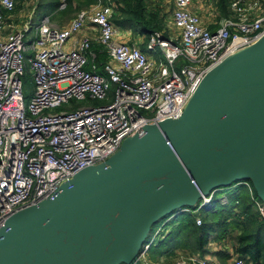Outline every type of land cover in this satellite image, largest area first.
I'll return each mask as SVG.
<instances>
[{
  "label": "built area",
  "instance_id": "built-area-1",
  "mask_svg": "<svg viewBox=\"0 0 264 264\" xmlns=\"http://www.w3.org/2000/svg\"><path fill=\"white\" fill-rule=\"evenodd\" d=\"M193 2L173 0L171 20L180 28L178 40L152 30L144 50L140 40L120 37L124 30L110 20L113 0L80 8L60 25L47 13L32 26L24 23L4 33L0 38V226L19 208L54 196L80 170L104 163L143 127L179 119L215 66L264 37V0H229L230 15L212 18L214 28L203 22L191 7ZM13 5L14 0H0V31L12 16ZM63 6L61 1L58 8ZM84 27L87 31L78 36ZM155 50L165 62L149 55ZM98 52L106 55L99 70ZM180 59L185 63L177 71L175 62ZM25 63L32 85L26 100L21 80ZM81 99L100 102L71 106ZM62 103L68 105L60 107ZM216 189L202 194L200 205ZM257 206L264 218V201ZM183 209L180 206L172 214ZM196 222H201L199 217ZM157 230L140 245L141 264H161L145 256ZM230 259L232 264H252L237 253ZM172 264L218 263L205 254L179 252Z\"/></svg>",
  "mask_w": 264,
  "mask_h": 264
},
{
  "label": "water",
  "instance_id": "water-1",
  "mask_svg": "<svg viewBox=\"0 0 264 264\" xmlns=\"http://www.w3.org/2000/svg\"><path fill=\"white\" fill-rule=\"evenodd\" d=\"M250 180L264 201V37L215 66L177 120L145 126L104 163L0 226V264H141L150 224Z\"/></svg>",
  "mask_w": 264,
  "mask_h": 264
},
{
  "label": "trees",
  "instance_id": "trees-1",
  "mask_svg": "<svg viewBox=\"0 0 264 264\" xmlns=\"http://www.w3.org/2000/svg\"><path fill=\"white\" fill-rule=\"evenodd\" d=\"M61 1L64 6L58 8ZM97 0H35L36 21L44 14L50 18H69L73 13ZM105 2V0H100ZM220 15H230L229 0H215ZM15 5H13L12 11ZM110 20L116 26L128 29L132 36L144 35L140 43L145 49V39L152 30L163 27L164 12L151 0H113ZM30 26H32L30 24ZM163 36H167L162 32ZM106 59L103 52L96 53V66ZM99 103V100H94ZM234 181L230 185L218 186L209 201L200 198L195 204L184 205V209L169 213L149 231L145 241L154 234L146 250L152 261L165 264L179 252L200 254L208 253V244L216 242L219 248L212 253L223 264L233 253L248 257L252 264H264V218L261 217L257 202L261 197L250 180ZM197 217L201 222L197 223ZM230 248V250H229ZM174 257V258H175Z\"/></svg>",
  "mask_w": 264,
  "mask_h": 264
},
{
  "label": "rangeland",
  "instance_id": "rangeland-1",
  "mask_svg": "<svg viewBox=\"0 0 264 264\" xmlns=\"http://www.w3.org/2000/svg\"><path fill=\"white\" fill-rule=\"evenodd\" d=\"M200 1L201 0H197L196 3H199ZM204 1H205V4L203 6L204 8L202 11L204 16H210L213 18H217L220 14H219V9L216 6V1L215 0H204ZM151 2L152 4H156L160 8L161 12H164L163 27L160 29V31L168 36L175 37V39L178 40L179 39L178 33H179L180 28L175 23L172 22L171 14H169V12H171V9H172V0H151ZM34 4H35V0H14L15 7L12 11V16L6 19L5 26L0 31V36L4 35V33L11 27L17 28L23 25L24 23L33 25L36 22V19L38 18V15L35 14ZM67 19L62 18V17H57V18L52 19V21L55 25H60L64 23ZM30 33L31 31L26 32V35L24 38L25 41L27 40V37L30 35ZM139 36L141 38V41H143L145 38L144 35L139 34ZM25 55H28V52H25ZM149 55L153 58H156V57L161 58L162 61L165 62V60L163 59V57L161 56L158 50H155V52H150ZM184 63L185 61L183 59L176 61L175 62L176 70L179 71L181 65ZM21 80L23 82L22 89H23V93L25 96V100H26L32 88L31 80H30V73L27 71V63H25V69H24L23 74L21 75ZM86 103H94V102H88L87 100L81 99V100L73 101L71 103V106L72 107L79 106V105L86 104ZM67 105L68 103H62L60 107H65ZM56 109H58V107ZM168 214L169 212L164 213L161 216H159L158 219L154 220L149 226L151 231L153 230L154 227H156L157 222ZM146 235H145V238H146ZM212 245H215L214 242L212 243ZM212 245H208V246H212ZM145 256L147 259L150 260V258H148L146 254ZM174 257L175 256L169 258V261L166 262L165 264H172L175 259ZM214 260L221 262L220 259L217 257H215ZM119 264H126V263L121 261L119 262ZM226 264H229V263L226 262Z\"/></svg>",
  "mask_w": 264,
  "mask_h": 264
},
{
  "label": "crops",
  "instance_id": "crops-1",
  "mask_svg": "<svg viewBox=\"0 0 264 264\" xmlns=\"http://www.w3.org/2000/svg\"><path fill=\"white\" fill-rule=\"evenodd\" d=\"M196 1L197 0H194V2H193V4L191 5V7L194 9V10H196V11H198L199 12V14L201 15V19L203 20V22H205V23H207L208 25H209V27H211V28H214L215 27V25H214V23H213V17H210V16H204V14L202 13V11H203V6H204V4H205V1L204 0H201L199 3H196ZM172 8H173V0H172ZM172 10V9H171ZM207 12V11H206ZM169 14H171V12H169ZM120 28V27H119ZM121 29H123V28H121ZM124 30V32L122 31V33H121V35H120V37H123V38H125V39H128L129 41H132V40H134V39H138V40H140V43H141V38H140V36H132L131 34H130V31L128 30V29H123ZM87 31V28H82V29H80V31H79V33H78V36L79 35H82V34H84L85 32ZM3 35H1L0 37H2ZM77 37V36H76ZM212 243L213 242H210L208 245H212ZM214 244L215 245H212V246H208V253H206L205 255H206V257L208 258V259H211V260H213V261H215V262H217L218 264H221L222 262H218V261H216V260H214L215 259V255L212 253L215 249H217V248H219V245L216 243V242H214ZM229 250H230V248H229ZM226 262H228L229 264H232V262H231V259L229 258V259H226Z\"/></svg>",
  "mask_w": 264,
  "mask_h": 264
}]
</instances>
